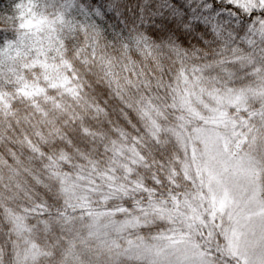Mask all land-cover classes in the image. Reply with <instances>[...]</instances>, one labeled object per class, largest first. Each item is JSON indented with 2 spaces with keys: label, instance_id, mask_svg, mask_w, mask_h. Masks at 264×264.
<instances>
[{
  "label": "clouds",
  "instance_id": "clouds-1",
  "mask_svg": "<svg viewBox=\"0 0 264 264\" xmlns=\"http://www.w3.org/2000/svg\"><path fill=\"white\" fill-rule=\"evenodd\" d=\"M0 264H264V0H0Z\"/></svg>",
  "mask_w": 264,
  "mask_h": 264
}]
</instances>
